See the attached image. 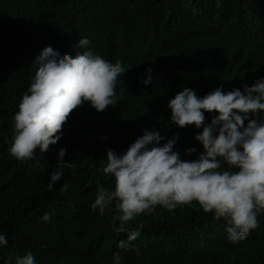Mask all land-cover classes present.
Listing matches in <instances>:
<instances>
[{
    "label": "trees",
    "instance_id": "16d2710c",
    "mask_svg": "<svg viewBox=\"0 0 264 264\" xmlns=\"http://www.w3.org/2000/svg\"><path fill=\"white\" fill-rule=\"evenodd\" d=\"M84 37L94 54L126 67L115 89L123 98L104 112L85 102L50 151L17 160L9 152L13 117L35 74L32 61L46 46L74 55ZM148 67L153 82L144 85ZM262 77L264 0H0V234L8 241L0 245V264H15L29 251L35 264H112L117 252L122 264H264V212L259 226L233 244L223 219L198 202L173 212L157 205L130 221L144 227L120 249L127 233L113 230L114 203L102 216L91 208L97 185L115 187L103 173L107 149L123 154L145 129L159 131L161 144L178 133L174 151L182 159L203 152L195 139L202 128L170 121L167 105L177 92L188 87L203 97L221 85L243 91ZM216 114L205 112V123ZM191 147L197 152L187 154ZM60 168L63 177L49 192L50 175Z\"/></svg>",
    "mask_w": 264,
    "mask_h": 264
},
{
    "label": "clouds",
    "instance_id": "9594fccd",
    "mask_svg": "<svg viewBox=\"0 0 264 264\" xmlns=\"http://www.w3.org/2000/svg\"><path fill=\"white\" fill-rule=\"evenodd\" d=\"M89 44L86 37L80 38L74 49L82 51L74 55H62L46 46L32 61L37 66L35 74L13 117L12 157L27 161L34 159L37 149L40 153L50 151V145L62 138L63 125L71 113L85 102L104 112L123 98L115 89L126 67L120 59L111 63L94 54ZM141 82L152 84L151 67ZM222 89L223 85L198 97L195 90L184 87L168 102L171 123L180 128H202L195 135L203 146L196 159H182L174 151L178 133L161 144L165 137L147 129L123 154L107 149L103 173L114 177L115 187L108 190L97 185L91 208L99 209L102 216L114 203L118 214L113 216V224L119 221V225L113 230L127 233V240L119 241L118 248L128 249L129 242L141 234L143 223L132 228L130 221L141 213L154 212L157 205L173 212L177 206L198 202L205 213L214 212L215 219H223L233 244L259 226L258 216L264 212V119L260 117L264 112V77L250 86L243 85V91ZM205 112L217 114L205 123ZM65 154L66 149L61 148L57 158L63 160ZM222 164H227L228 170H221ZM62 177L63 168L51 173L49 192ZM67 187L63 184L60 191H67ZM41 219L47 222L50 215L45 213ZM7 243L6 235L0 234V245ZM122 260L117 252L112 264H122ZM15 264H35V257L29 251L17 256Z\"/></svg>",
    "mask_w": 264,
    "mask_h": 264
}]
</instances>
